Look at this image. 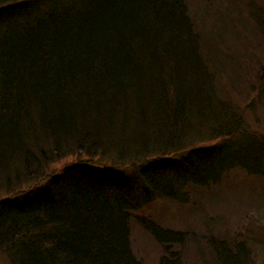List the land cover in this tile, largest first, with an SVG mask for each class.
Masks as SVG:
<instances>
[{
	"label": "trees",
	"instance_id": "obj_1",
	"mask_svg": "<svg viewBox=\"0 0 264 264\" xmlns=\"http://www.w3.org/2000/svg\"><path fill=\"white\" fill-rule=\"evenodd\" d=\"M251 2L206 0L195 17L188 0H0V184L38 180L0 199L10 264H145L131 251L133 219L161 248L157 264H187L190 234L142 213L208 194L225 174L194 173L223 146L229 169L250 141L264 164L263 131L224 92L243 77L229 16L242 3L264 26ZM258 74L252 114L264 107ZM76 154L87 159L45 173ZM209 239L206 264H253L232 254L241 240Z\"/></svg>",
	"mask_w": 264,
	"mask_h": 264
},
{
	"label": "rangeland",
	"instance_id": "obj_2",
	"mask_svg": "<svg viewBox=\"0 0 264 264\" xmlns=\"http://www.w3.org/2000/svg\"><path fill=\"white\" fill-rule=\"evenodd\" d=\"M188 1L194 6L191 11L195 17L204 11L203 3L206 0ZM210 1L220 2V0ZM254 1L264 9V0ZM247 4L250 5L248 2ZM217 8L214 6V9ZM237 12L228 18L227 26L232 34L227 36L226 46L232 47L236 53L242 55L239 62L243 69V77L238 85H233L234 87L225 85L224 92L240 109L250 127L254 129L260 127L264 134V107H255L253 114L252 109L250 112L246 111L250 101L248 93L253 94L258 84L255 80L257 73L260 74L257 80L264 77V26L261 30H257L252 18L249 17V8H245L244 4H240ZM262 19L264 24V13ZM233 33L240 35L236 36ZM254 53L258 55L255 66L248 61L249 55L253 56ZM244 140L242 139V142ZM232 144L233 141L229 146L232 147ZM258 147L259 144L255 146L251 141L247 144L245 147L249 149L246 150L247 153L236 159L241 167L229 169L226 164L232 158L225 146L222 147L225 156L222 152H218L210 158L209 164L207 160L198 165L194 175H213L218 172L225 175L221 174L219 183L208 188V194L200 190L194 191L195 189L189 192V201L193 205L191 208H188V205L178 206L168 202H155L147 209V212L142 213L145 215L148 213L156 224L158 222L169 229L190 234L191 238L181 248L182 257L187 264H206L210 261L212 250L209 245L208 248L205 245L206 237L208 236L210 240V235L218 242L232 243L241 240L242 249L239 253L232 252V254L237 255V258H243L245 252L249 251L253 264H264V164L260 159ZM77 159L86 160L87 158L84 154L68 156L48 164L45 173L56 171L66 163ZM37 182L38 180L30 177L16 184L12 181L11 184H0V199L9 197L18 190L27 189ZM130 227V247L135 257L145 264H157L161 248L154 242L152 235L135 219L132 220ZM0 264H10L1 251Z\"/></svg>",
	"mask_w": 264,
	"mask_h": 264
}]
</instances>
